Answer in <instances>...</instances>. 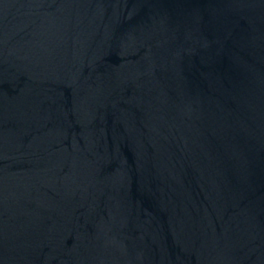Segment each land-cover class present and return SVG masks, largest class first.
Returning <instances> with one entry per match:
<instances>
[{"label":"water","instance_id":"obj_1","mask_svg":"<svg viewBox=\"0 0 264 264\" xmlns=\"http://www.w3.org/2000/svg\"><path fill=\"white\" fill-rule=\"evenodd\" d=\"M0 264H264V0H0Z\"/></svg>","mask_w":264,"mask_h":264}]
</instances>
